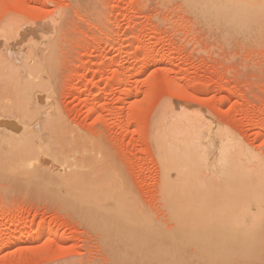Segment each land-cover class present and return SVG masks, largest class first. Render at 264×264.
<instances>
[{
  "label": "rangeland",
  "instance_id": "obj_1",
  "mask_svg": "<svg viewBox=\"0 0 264 264\" xmlns=\"http://www.w3.org/2000/svg\"><path fill=\"white\" fill-rule=\"evenodd\" d=\"M255 1L258 20L239 32L185 0H0V108L15 99L5 67L13 33L50 27L45 54H52L55 77L47 88L63 133L50 147L95 164L7 169L19 157L0 144V264H138L107 254L106 239L124 212L161 231L176 224L193 231L202 225V204L229 201L225 191L234 183L207 170L164 185L153 134L166 132L165 111L207 117L264 168V0ZM83 193L93 194V208L80 207ZM177 203L190 213L177 216ZM193 243L175 247L181 264H264V243L243 256Z\"/></svg>",
  "mask_w": 264,
  "mask_h": 264
},
{
  "label": "bare ground",
  "instance_id": "obj_2",
  "mask_svg": "<svg viewBox=\"0 0 264 264\" xmlns=\"http://www.w3.org/2000/svg\"><path fill=\"white\" fill-rule=\"evenodd\" d=\"M185 2L193 8H201V12L211 16L214 23L218 22V25L222 23L223 28H232L230 30L239 32L250 30L258 20V2L255 0H185ZM50 32V27L45 26L34 28L28 33L15 32L12 35L10 49L12 57L10 56L11 59L5 63V67L12 79L11 86L14 87L12 93L15 99L14 97H11V100L7 99L11 105L8 108L3 107L4 105L0 108V144L9 152H13L14 156H18L19 160L15 159L5 167L7 169L17 167L19 170H93L95 164L90 167L80 162L72 153L69 157L61 156L54 150V154L53 148L50 147V142L58 143L63 135L60 134L62 129L55 112L53 94L51 89L47 88L52 84L50 81L53 76L55 77L51 66L52 54H45L46 50L51 49L48 45L51 41ZM7 101L4 99V103ZM167 112L165 111L161 117L163 118L161 122L165 120L166 124H162L167 128L166 132L158 128L153 134L162 170L165 171L164 185L170 189L187 180L185 175L188 173L207 170L218 175H226L225 179L234 183L236 188L225 192H232L233 196L229 201L220 204H202L204 213L202 225L193 231L187 229L188 226L177 224L173 230L161 231L153 224L135 221L132 214L124 212L119 231L106 239L107 254L114 256L116 260L126 258L129 262L138 264L143 261L181 264V257L177 256L175 247L181 245L183 248V243L189 239L194 240L193 244L196 245L199 242H213L214 245L223 247L222 254L232 252L236 256H243L258 253L254 246L264 243L262 163L236 137L207 117L198 114L185 116V112L183 114L182 111L180 114V111ZM258 133L264 137L263 124L258 126ZM73 148L78 155L80 153L78 149ZM95 159L92 161L95 162ZM249 160H255V163L251 164ZM248 171L252 173H247ZM6 172L2 170V177L5 179ZM236 190H239L238 194ZM179 194L181 196V193ZM77 198L78 195L75 202ZM80 198L78 200L80 207L93 208V194L83 193ZM185 204L177 203L175 204L177 206H173L177 216L190 213V208ZM24 248H21L22 251ZM170 248H173L172 252Z\"/></svg>",
  "mask_w": 264,
  "mask_h": 264
}]
</instances>
